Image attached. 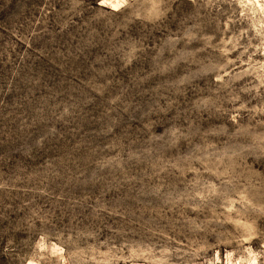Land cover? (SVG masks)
Segmentation results:
<instances>
[{
    "label": "rangeland",
    "instance_id": "1",
    "mask_svg": "<svg viewBox=\"0 0 264 264\" xmlns=\"http://www.w3.org/2000/svg\"><path fill=\"white\" fill-rule=\"evenodd\" d=\"M0 264H264V0H0Z\"/></svg>",
    "mask_w": 264,
    "mask_h": 264
}]
</instances>
